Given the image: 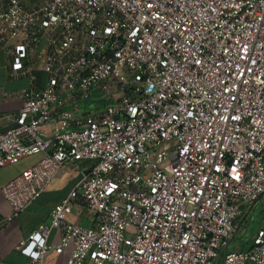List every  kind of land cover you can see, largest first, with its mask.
<instances>
[{"label": "built area", "instance_id": "obj_1", "mask_svg": "<svg viewBox=\"0 0 264 264\" xmlns=\"http://www.w3.org/2000/svg\"><path fill=\"white\" fill-rule=\"evenodd\" d=\"M0 53L30 80L3 94L24 105L0 168L41 156L1 186L0 234L80 172L18 244L30 264H264V228L231 246L264 199V0H0ZM101 86L115 103L86 108Z\"/></svg>", "mask_w": 264, "mask_h": 264}, {"label": "crops", "instance_id": "obj_2", "mask_svg": "<svg viewBox=\"0 0 264 264\" xmlns=\"http://www.w3.org/2000/svg\"><path fill=\"white\" fill-rule=\"evenodd\" d=\"M7 67V57L0 53V114L8 111H18L24 105L22 99L6 100L4 92L16 91L30 85L28 78H9ZM98 88L95 87L96 91ZM109 104L106 105V107ZM41 156H31L22 164H8L0 168V188L21 173L24 169L31 166ZM23 160V159H22ZM82 162L79 163L80 166ZM19 163V162H18ZM75 167L66 168L47 188L38 200L22 212L18 217L11 221L0 234V264H30V258L18 249L20 241L28 237L42 222L50 220L52 208L61 202L72 190L75 183L79 180L80 175L72 177ZM80 206L75 207L73 214L69 216L72 221L86 223V214H79ZM11 207L0 190V214L10 213ZM60 230L53 233L52 240L58 241ZM70 254L67 250L62 254L53 253L50 255L47 264H65Z\"/></svg>", "mask_w": 264, "mask_h": 264}, {"label": "rangeland", "instance_id": "obj_3", "mask_svg": "<svg viewBox=\"0 0 264 264\" xmlns=\"http://www.w3.org/2000/svg\"><path fill=\"white\" fill-rule=\"evenodd\" d=\"M86 108L103 109L107 104L115 103L112 96L101 86L87 100ZM83 110L86 109L83 106ZM27 159L21 160L19 163L22 164ZM89 162H82L81 165L88 166ZM80 175L79 169L74 168L72 177ZM264 228V199L257 202V204L251 209L250 213L245 217L242 223V227L235 234L233 241L231 242L232 247L243 248L245 250L250 249L254 244V237L258 231Z\"/></svg>", "mask_w": 264, "mask_h": 264}]
</instances>
